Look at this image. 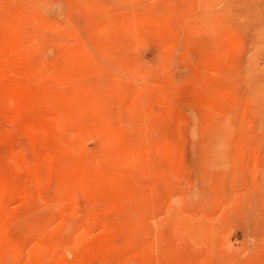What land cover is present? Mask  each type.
<instances>
[{
    "label": "rangeland",
    "instance_id": "1",
    "mask_svg": "<svg viewBox=\"0 0 264 264\" xmlns=\"http://www.w3.org/2000/svg\"><path fill=\"white\" fill-rule=\"evenodd\" d=\"M0 264H264V0H0Z\"/></svg>",
    "mask_w": 264,
    "mask_h": 264
}]
</instances>
